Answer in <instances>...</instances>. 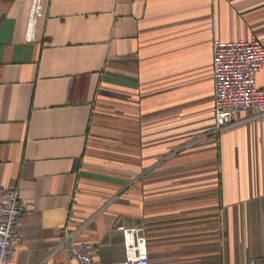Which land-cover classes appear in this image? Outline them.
<instances>
[{
	"label": "crops",
	"instance_id": "0c3cea01",
	"mask_svg": "<svg viewBox=\"0 0 264 264\" xmlns=\"http://www.w3.org/2000/svg\"><path fill=\"white\" fill-rule=\"evenodd\" d=\"M212 16L264 45V0H0V186L29 207L11 264H64L71 207L97 263L138 225L150 264L264 263V116L216 131Z\"/></svg>",
	"mask_w": 264,
	"mask_h": 264
},
{
	"label": "built area",
	"instance_id": "2783aa9c",
	"mask_svg": "<svg viewBox=\"0 0 264 264\" xmlns=\"http://www.w3.org/2000/svg\"><path fill=\"white\" fill-rule=\"evenodd\" d=\"M212 76L214 84V124L221 131L235 122L240 112L264 116V87H258L256 76L264 66V45L255 37L224 43L215 36V19L211 17ZM29 213L18 188L0 186V264H11L20 243V225ZM76 211L67 212L66 222L58 240L64 264H150L144 227L138 225L122 229L124 260L115 263H97L91 254V245L79 240L84 226L74 227ZM250 264H264L251 261Z\"/></svg>",
	"mask_w": 264,
	"mask_h": 264
}]
</instances>
